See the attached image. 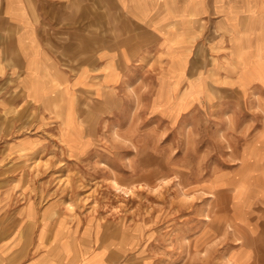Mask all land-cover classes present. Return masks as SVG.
Returning <instances> with one entry per match:
<instances>
[{
  "label": "rangeland",
  "instance_id": "374dc122",
  "mask_svg": "<svg viewBox=\"0 0 264 264\" xmlns=\"http://www.w3.org/2000/svg\"><path fill=\"white\" fill-rule=\"evenodd\" d=\"M50 1L23 4L73 88L23 86L0 48V244L48 264H238L242 249L264 264V12L242 38L214 0L146 23Z\"/></svg>",
  "mask_w": 264,
  "mask_h": 264
},
{
  "label": "crops",
  "instance_id": "0c3cea01",
  "mask_svg": "<svg viewBox=\"0 0 264 264\" xmlns=\"http://www.w3.org/2000/svg\"><path fill=\"white\" fill-rule=\"evenodd\" d=\"M23 1L25 0H0V24L5 26V29L3 32L7 31V20L8 22L16 27L17 33L14 38V41L9 42L6 39L5 35L0 36V48L1 52L3 54H7L6 52L10 50V45L12 44L15 46V50L17 54L20 57V63L22 67V72L24 73V85L25 87L29 88L32 83V75L35 76L33 81H38V78L40 77L42 79L45 78L46 82L48 83V86L46 87L42 82L41 84L44 85V88H51L53 92L56 93L65 90V83L68 82V79L66 77L67 69L59 63V60H57L55 57L51 56L48 52L46 53L45 49L41 45L40 40V33L39 31H35L34 27L36 26L33 24L34 17L37 18L36 14L33 11H28L27 8L24 6ZM69 0H62L61 6L56 4V1H50L48 5L52 8L51 10H61L63 7H70L71 3L68 2ZM78 1V0H77ZM99 3L101 0H97ZM96 1V2H97ZM112 2H115L117 5H119L120 10L124 11L126 13V19H133L142 21L143 23L147 21H153V20H160L161 18H164L166 20H172V18H177V16H180L181 10L183 8L185 0H110ZM263 2L262 5L259 4V1L257 0H233L232 3L228 2L227 0H214L215 2V8L218 12L223 13V15H226L225 19V26H229L235 29L236 36L235 37H245L249 36L253 29L250 23H253L256 26V28L259 29V15L264 12V0H261ZM65 2V3H64ZM96 2L94 4L96 8V17L99 16V5H96ZM63 3V5H62ZM183 3V4H181ZM7 4V5H6ZM166 4H169L171 7V14L167 15L166 10ZM42 6V5H41ZM241 7V8H240ZM7 8V9H6ZM68 11V10H67ZM239 12V13H237ZM70 14V12L68 13ZM55 15L56 12H55ZM241 17L247 18L246 20H243L241 22ZM101 16V15H100ZM62 18H60L61 21ZM44 20V19H43ZM99 19H96L98 21ZM250 21V23L247 26V22ZM46 21V24H48V21ZM166 24L163 26V30H158V33L154 34H166L169 30V27H172L171 23L173 21H163ZM162 23V22H161ZM160 23V24H161ZM163 24V23H162ZM150 27H152V24H148ZM250 25V26H249ZM1 26V25H0ZM247 26V27H246ZM2 27V26H1ZM157 27V26H156ZM158 28V27H157ZM168 28V29H167ZM41 29V28H39ZM252 29V31H251ZM151 30V29H150ZM149 30V31H150ZM16 31V30H15ZM36 32V33H35ZM2 33V32H1ZM160 34V35H161ZM166 36V35H165ZM99 37V36H98ZM99 39V38H97ZM8 42H7V41ZM98 48L104 47V41H97ZM42 46V47H41ZM6 51V52H5ZM135 51V50H132ZM131 51V52H132ZM104 53V49L99 55H102ZM105 55V54H103ZM115 55V57H114ZM107 61L104 56V62L105 64V70H107V67L109 70L115 69V66L117 69H121L122 66L117 61L118 56L115 52H112L111 56L106 55ZM102 56H100L101 58ZM111 60H114L113 64L111 63ZM119 64V65H118ZM131 67V66H128ZM126 73L123 74V76L114 73V80L117 81L119 78L126 82L128 79L126 78ZM106 76V75H104ZM50 81V83H49ZM58 85H57V84ZM103 84V83H102ZM116 84V83H113ZM35 88H40V86H35ZM73 88V85L68 84L66 86V89L70 90ZM54 95V93H53ZM58 95V94H57ZM29 219L30 216H28ZM44 228H40L38 235L36 237L35 244H40L42 241H45L44 237L40 236L43 235ZM20 243V242H19ZM15 242H11L8 245L7 244H0V264H48V262L43 263V260H40L38 257L31 258L29 260H24L25 253L23 252V248H25V245L21 243L19 244V247L17 250L9 251L7 248L11 245L14 246Z\"/></svg>",
  "mask_w": 264,
  "mask_h": 264
},
{
  "label": "bare ground",
  "instance_id": "6f19581e",
  "mask_svg": "<svg viewBox=\"0 0 264 264\" xmlns=\"http://www.w3.org/2000/svg\"><path fill=\"white\" fill-rule=\"evenodd\" d=\"M180 20V19H179ZM236 68H237V66H236ZM34 82V81H33ZM237 83V82H236ZM243 86V85H242ZM42 87V86H41ZM249 87V86H248ZM247 87V88H248ZM251 87V86H250ZM38 89V88H37ZM26 90V89H25ZM53 93V92H52ZM201 93H202V91H201ZM41 96V95H40ZM39 96V97H40ZM49 96V95H48ZM51 96V95H50ZM50 99V98H49ZM62 99V98H61ZM38 100V99H37ZM34 101H36V100H34ZM33 101V102H34ZM41 101V100H40ZM50 101V100H49ZM62 101V100H61ZM67 104V103H66ZM69 104V103H68ZM219 104V103H218ZM71 107V106H70ZM69 107V108H70ZM71 113V112H70ZM67 114V113H66ZM71 118V117H70ZM74 119V118H73ZM72 121V120H71ZM73 122V121H72ZM69 126V125H68ZM64 132V131H63ZM116 131H114V133H115ZM177 178V177H176ZM178 180V179H177ZM178 183V182H177ZM219 185V184H218ZM115 186V185H114ZM214 189V188H213ZM208 219V218H207ZM208 225V224H207ZM228 227H229V224H228ZM226 228V227H225ZM230 228V227H229ZM213 231V230H212ZM208 233V232H207ZM237 240H240L239 238L237 239ZM243 241V240H242ZM239 242V241H238ZM242 244V243H241ZM238 253V252H237ZM236 254V253H235ZM241 254V253H240ZM240 256V255H239ZM242 256L243 257H241V259H239L238 261H239V263H241L242 262V264H253V263H256L255 261H254V259L252 258V255H251V253L249 252H247V250L246 249H242ZM252 259V260H251ZM256 259L257 260H259V258L258 257H256ZM230 260V259H229ZM241 261V262H240ZM251 261L253 262V263H251ZM259 261H261V260H259ZM233 262H235V261H233ZM258 262V261H257ZM238 263V264H239Z\"/></svg>",
  "mask_w": 264,
  "mask_h": 264
}]
</instances>
